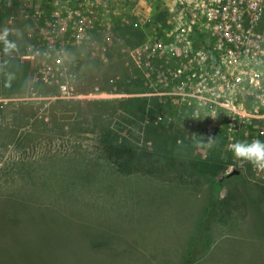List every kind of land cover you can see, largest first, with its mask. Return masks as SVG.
Returning a JSON list of instances; mask_svg holds the SVG:
<instances>
[{"label": "rangeland", "instance_id": "374dc122", "mask_svg": "<svg viewBox=\"0 0 264 264\" xmlns=\"http://www.w3.org/2000/svg\"><path fill=\"white\" fill-rule=\"evenodd\" d=\"M98 1L0 0V264H264L249 162L132 95L144 86L124 50L170 1ZM60 50L65 77L42 86ZM111 148L161 173L121 175Z\"/></svg>", "mask_w": 264, "mask_h": 264}, {"label": "built area", "instance_id": "2783aa9c", "mask_svg": "<svg viewBox=\"0 0 264 264\" xmlns=\"http://www.w3.org/2000/svg\"><path fill=\"white\" fill-rule=\"evenodd\" d=\"M168 1L167 18L139 19V26L152 29L136 47L124 50L144 86L132 95L164 108L151 109L157 121L167 120L168 107L172 121L219 131L230 151L238 141H264V0ZM83 2L92 12L99 6L98 0ZM66 4L81 17L76 6ZM108 16L104 28L111 31L118 18L111 10ZM52 59L43 68L42 86L65 77L62 50ZM124 83L134 85L128 76ZM249 169L254 181L264 183V169L250 162Z\"/></svg>", "mask_w": 264, "mask_h": 264}, {"label": "trees", "instance_id": "16d2710c", "mask_svg": "<svg viewBox=\"0 0 264 264\" xmlns=\"http://www.w3.org/2000/svg\"><path fill=\"white\" fill-rule=\"evenodd\" d=\"M170 4V2H169ZM169 6H166L163 10H158L152 17V21H163L167 18V16L170 14ZM154 103V102H153ZM154 107L158 108L159 110L164 109L160 106H156L154 104ZM166 112V110H164ZM107 154L110 157L116 158V165H117V171L121 175H130L134 173H142L147 174L150 176H158L161 173V170L153 167L151 165L152 161L150 158L144 157L141 154H133L129 158H123V153L119 152L116 148H111V150H107ZM223 180V179H222ZM218 188L220 186H217Z\"/></svg>", "mask_w": 264, "mask_h": 264}, {"label": "clouds", "instance_id": "9594fccd", "mask_svg": "<svg viewBox=\"0 0 264 264\" xmlns=\"http://www.w3.org/2000/svg\"><path fill=\"white\" fill-rule=\"evenodd\" d=\"M4 35H7V29H5ZM8 47L15 46L8 45ZM230 149L236 158L246 160L258 169H264V141L259 139H253L251 143L238 141L231 144Z\"/></svg>", "mask_w": 264, "mask_h": 264}, {"label": "water", "instance_id": "95a60500", "mask_svg": "<svg viewBox=\"0 0 264 264\" xmlns=\"http://www.w3.org/2000/svg\"><path fill=\"white\" fill-rule=\"evenodd\" d=\"M232 173H236V171L232 172Z\"/></svg>", "mask_w": 264, "mask_h": 264}]
</instances>
